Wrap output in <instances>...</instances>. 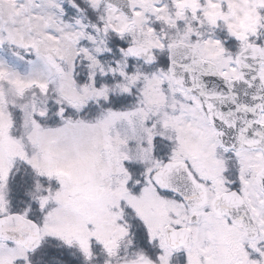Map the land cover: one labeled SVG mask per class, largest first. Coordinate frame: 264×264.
<instances>
[{
  "label": "snow or ice",
  "instance_id": "obj_1",
  "mask_svg": "<svg viewBox=\"0 0 264 264\" xmlns=\"http://www.w3.org/2000/svg\"><path fill=\"white\" fill-rule=\"evenodd\" d=\"M0 264H264V0H0Z\"/></svg>",
  "mask_w": 264,
  "mask_h": 264
}]
</instances>
